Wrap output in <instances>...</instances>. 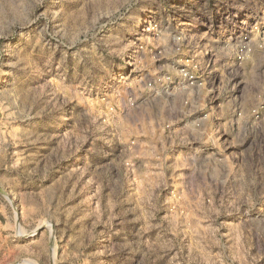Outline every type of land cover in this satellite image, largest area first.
<instances>
[{"label":"clouds","instance_id":"9594fccd","mask_svg":"<svg viewBox=\"0 0 264 264\" xmlns=\"http://www.w3.org/2000/svg\"><path fill=\"white\" fill-rule=\"evenodd\" d=\"M0 217V264H264V0H0Z\"/></svg>","mask_w":264,"mask_h":264},{"label":"rangeland","instance_id":"374dc122","mask_svg":"<svg viewBox=\"0 0 264 264\" xmlns=\"http://www.w3.org/2000/svg\"><path fill=\"white\" fill-rule=\"evenodd\" d=\"M74 196V200L70 201V204L74 205L75 203H77L81 198H85L86 194L85 193H80L79 196H76L74 192L70 193ZM2 218V217H0ZM190 223V222H189ZM191 227L196 228L197 225L195 224H191Z\"/></svg>","mask_w":264,"mask_h":264}]
</instances>
